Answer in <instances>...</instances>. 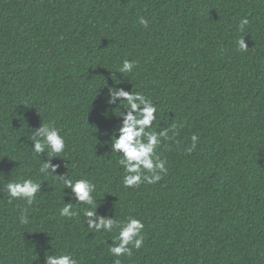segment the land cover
<instances>
[{
	"label": "trees",
	"instance_id": "1",
	"mask_svg": "<svg viewBox=\"0 0 264 264\" xmlns=\"http://www.w3.org/2000/svg\"><path fill=\"white\" fill-rule=\"evenodd\" d=\"M125 59L136 66L118 73ZM108 87L149 98L152 130L177 125L156 149L158 183L123 186L110 137L125 109ZM45 124L66 145L53 177L39 172L47 152L31 151ZM66 173L96 185L97 215L143 223L120 264H264V0H0V264H114L119 229L89 230L83 208L60 216L76 206ZM22 179L41 183L30 206L4 187Z\"/></svg>",
	"mask_w": 264,
	"mask_h": 264
},
{
	"label": "clouds",
	"instance_id": "2",
	"mask_svg": "<svg viewBox=\"0 0 264 264\" xmlns=\"http://www.w3.org/2000/svg\"><path fill=\"white\" fill-rule=\"evenodd\" d=\"M139 24L145 28L149 21L141 17ZM248 24L247 19H242L239 29L242 32ZM238 49L241 52L248 51V47L242 36L238 41ZM136 66L135 61L123 60L118 73H131ZM115 79V77H112ZM119 83V82H118ZM108 105H116L113 109H125L119 112L120 127L116 135L110 137L111 151L118 156V164L124 170L123 186L125 188L140 187L142 184H155L162 180L167 174L166 161L161 159L156 149L161 144L162 138L168 139L169 132L175 133L176 124L164 131L156 132L153 129V122L157 119V108L149 98L139 92L126 91L123 88H107ZM123 105V107H121ZM31 151L37 156L47 152L48 159L40 163L39 172L42 175L53 177L58 165L51 163L52 159L60 158L65 150L64 137L60 135V129L53 125H41L31 137ZM191 147L187 149L190 154L195 150L198 137H191ZM61 159V158H60ZM62 181L63 189H70L68 196L70 200L76 201L74 207L71 202L64 204L60 209V216L72 218L79 215L74 208H83L85 224L87 228L96 232H111L113 228L119 229L116 236L118 243L109 247V252L116 257L114 264H120V257L131 256L132 250H139L144 243L143 228L140 220L128 217L126 221H118L114 217L106 218L97 215L98 202L94 197L96 185L88 179L73 180L67 173L56 178ZM10 200H21L25 205L30 206L36 201L40 193L41 183L32 179H22L18 182H9L5 186ZM83 205V206H81ZM21 224H28L26 210L20 214ZM44 264H77V261L70 254L45 255Z\"/></svg>",
	"mask_w": 264,
	"mask_h": 264
}]
</instances>
